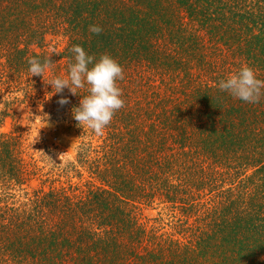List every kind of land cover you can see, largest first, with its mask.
<instances>
[{"label": "trees", "instance_id": "obj_1", "mask_svg": "<svg viewBox=\"0 0 264 264\" xmlns=\"http://www.w3.org/2000/svg\"><path fill=\"white\" fill-rule=\"evenodd\" d=\"M49 37L66 41L50 79L67 75L74 45L123 68L125 106L102 135L72 118L86 89L51 96L49 79L29 77ZM244 64L264 81V0H0L4 96L66 97L80 133L74 157L45 171L11 112L18 97L0 93V128L12 120L0 264H264V95L217 87Z\"/></svg>", "mask_w": 264, "mask_h": 264}, {"label": "clouds", "instance_id": "obj_2", "mask_svg": "<svg viewBox=\"0 0 264 264\" xmlns=\"http://www.w3.org/2000/svg\"><path fill=\"white\" fill-rule=\"evenodd\" d=\"M102 31L98 25H89V32L92 34L99 35ZM69 51L74 56V63L68 65L65 77H54L48 81L47 85L54 89L51 96L62 94L65 89L72 96H77L79 89H86L88 94L79 100L78 107L71 110L72 118L78 127L86 128L95 135H102L116 112L125 106L121 98L122 90L117 84V81L124 79V70L108 54L101 55L99 60L94 62L95 58L88 55L79 45L72 46ZM51 56L49 54L43 61L36 57L29 58L27 62L30 77H42L46 72H51L55 66ZM217 87L221 92L249 104L259 103L264 95V81L257 79L255 71L247 64L242 65L234 74L219 80ZM57 103L63 107L69 101L62 97Z\"/></svg>", "mask_w": 264, "mask_h": 264}, {"label": "rangeland", "instance_id": "obj_3", "mask_svg": "<svg viewBox=\"0 0 264 264\" xmlns=\"http://www.w3.org/2000/svg\"><path fill=\"white\" fill-rule=\"evenodd\" d=\"M65 45L66 41L63 38L49 37L46 45L48 55H52L54 49L62 50ZM1 70L0 68V71ZM61 70L63 71V69ZM50 75V72H46L43 77L50 80ZM30 78L33 80V77ZM0 83H3V81ZM0 93H2L3 96L5 94L1 85ZM5 97H18V101L21 103L14 105L11 112L16 114L18 122L22 125L25 138L27 139L26 144H30L34 149L44 152L46 156L54 162L53 163L45 155L44 158L35 155V158L40 161L38 162L40 167L47 165L45 167L46 171L50 166L65 163L74 157L75 147L79 141L80 133L71 125V115L68 107H65V105L61 107L56 103L55 108L59 110H55L54 107H51L50 99L43 93L39 95L35 93L29 97H24L20 93H14L6 94L4 98ZM2 109L3 105L0 104V111ZM11 127L12 120L10 117H7L0 131L7 132ZM46 149H48V153ZM61 154L63 155L60 156ZM72 180L73 182L77 181V179ZM31 185L36 186L37 181H32ZM145 214L148 217H153L156 215V211L150 210Z\"/></svg>", "mask_w": 264, "mask_h": 264}]
</instances>
